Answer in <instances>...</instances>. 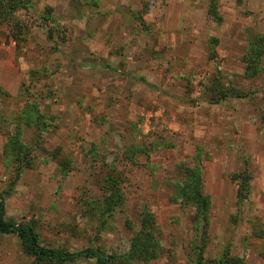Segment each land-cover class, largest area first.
I'll list each match as a JSON object with an SVG mask.
<instances>
[{
	"label": "rangeland",
	"instance_id": "obj_1",
	"mask_svg": "<svg viewBox=\"0 0 264 264\" xmlns=\"http://www.w3.org/2000/svg\"><path fill=\"white\" fill-rule=\"evenodd\" d=\"M219 15L209 0H24L0 23L6 219L118 264H264V58L256 79L243 62L264 0H219ZM223 87L249 97L212 102ZM196 168L205 215L176 196ZM0 264L35 262L0 235Z\"/></svg>",
	"mask_w": 264,
	"mask_h": 264
},
{
	"label": "trees",
	"instance_id": "obj_2",
	"mask_svg": "<svg viewBox=\"0 0 264 264\" xmlns=\"http://www.w3.org/2000/svg\"><path fill=\"white\" fill-rule=\"evenodd\" d=\"M246 0H236L238 5H241ZM24 0H0V23L10 24L14 19V13L19 11ZM210 3V14L216 21H221L219 15V0H209ZM264 58V37L260 35L256 40L250 44L247 55L243 62L246 67V76L250 79H256L262 72L261 64ZM212 99L214 103H220L227 100V98L234 96L238 99L248 98L249 95L243 92L237 91L236 94H232L229 89L211 88ZM264 125V117H263ZM11 144H14L16 151L24 150L20 138H13ZM186 181L183 185H177V198L182 200L184 205H191L197 207L200 215H205L209 210V200L204 196V181L201 172L196 168L194 170H186L185 175ZM238 184L239 180L242 181L240 186L238 197L239 201H243L247 197V188L249 187L248 177L237 176ZM235 179V180H236ZM113 185L111 192L112 198L110 199L111 204L108 206L111 208L112 205L121 206V184L117 180H112ZM144 227L148 228L153 226V216H148L144 221ZM0 235H16L21 243L23 251L26 255L31 257L35 264H70L75 263L79 260H95L97 264H118L117 261L107 253L101 250L88 249L78 253H72L63 249H51L44 247L40 242L39 235L35 230L24 224H18L13 221H9L5 217V206L2 196H0Z\"/></svg>",
	"mask_w": 264,
	"mask_h": 264
}]
</instances>
